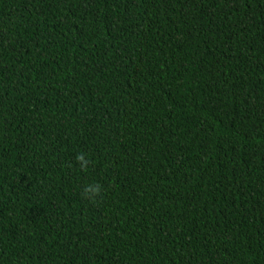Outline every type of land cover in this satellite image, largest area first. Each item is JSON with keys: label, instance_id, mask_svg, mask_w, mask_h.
I'll return each mask as SVG.
<instances>
[{"label": "trees", "instance_id": "obj_1", "mask_svg": "<svg viewBox=\"0 0 264 264\" xmlns=\"http://www.w3.org/2000/svg\"><path fill=\"white\" fill-rule=\"evenodd\" d=\"M0 264H264V0H0Z\"/></svg>", "mask_w": 264, "mask_h": 264}, {"label": "clouds", "instance_id": "obj_2", "mask_svg": "<svg viewBox=\"0 0 264 264\" xmlns=\"http://www.w3.org/2000/svg\"><path fill=\"white\" fill-rule=\"evenodd\" d=\"M77 161L82 168H86L89 164V160L86 154L83 153L77 156ZM102 191L103 188L101 184H99L98 182H92L83 187L82 195L85 199L89 201H94L101 196Z\"/></svg>", "mask_w": 264, "mask_h": 264}, {"label": "bare ground", "instance_id": "obj_3", "mask_svg": "<svg viewBox=\"0 0 264 264\" xmlns=\"http://www.w3.org/2000/svg\"><path fill=\"white\" fill-rule=\"evenodd\" d=\"M34 71V70H33ZM40 76V75H39ZM152 77V76H151ZM50 79V78H49ZM25 81V80H24ZM152 83V82H151ZM157 91V90H156ZM158 94V93H157ZM56 102V101H55ZM49 103V102H48ZM166 104V103H165ZM145 105H146V103H145ZM157 105V104H156ZM172 105V104H171ZM172 108V107H171ZM161 110V109H160ZM149 114V113H148ZM184 117V116H183ZM145 118V117H144ZM169 121V120H168ZM188 121V120H187ZM160 122V121H159ZM175 122V121H174ZM179 123V122H178ZM177 126V125H176ZM179 126V125H178ZM70 127V126H69ZM142 128V127H141ZM166 128V127H165ZM183 129V128H182ZM195 132V131H194ZM162 136V135H161ZM156 139H158V138H156ZM161 139V138H160ZM167 139V138H166ZM171 139V138H170ZM193 140V139H192ZM212 141V140H211ZM173 142V141H172ZM174 144V143H173ZM189 144V143H188ZM155 146V145H154ZM176 146V145H175ZM213 146V145H212ZM158 147H159V145H158ZM147 150H150V148L149 149H147ZM158 150V149H157ZM157 153V152H156ZM213 154H215V153H213ZM155 157V156H154ZM223 160V159H222ZM181 161V160H180ZM42 164H44V163H42ZM175 166V165H174ZM185 167V166H184ZM189 167V166H188ZM159 169V168H158ZM41 170V169H40ZM42 171V170H41ZM154 175V174H153ZM149 179V178H148ZM171 180V179H170ZM166 181V180H165ZM165 184V183H164ZM170 184V183H169ZM165 187V186H164ZM155 194V193H154ZM252 222V221H251ZM229 228V227H228ZM263 255V254H262ZM250 260V259H249Z\"/></svg>", "mask_w": 264, "mask_h": 264}]
</instances>
